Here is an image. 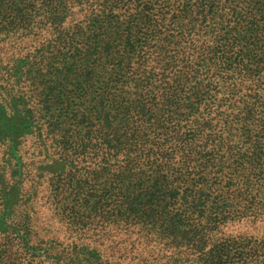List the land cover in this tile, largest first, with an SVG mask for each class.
Segmentation results:
<instances>
[{
  "label": "trees",
  "instance_id": "trees-1",
  "mask_svg": "<svg viewBox=\"0 0 264 264\" xmlns=\"http://www.w3.org/2000/svg\"><path fill=\"white\" fill-rule=\"evenodd\" d=\"M0 152V264H264V0H0Z\"/></svg>",
  "mask_w": 264,
  "mask_h": 264
},
{
  "label": "rangeland",
  "instance_id": "rangeland-1",
  "mask_svg": "<svg viewBox=\"0 0 264 264\" xmlns=\"http://www.w3.org/2000/svg\"><path fill=\"white\" fill-rule=\"evenodd\" d=\"M3 24H5V21H2ZM45 134H47L45 132ZM48 135V134H47ZM52 142V141H51ZM50 142V143H51ZM23 152H27L26 153V157H24V159L29 160L28 162H31L32 160H34V164H39V162H41L42 160H46L49 161L47 158H45V156L48 155V153H45L42 155L40 154V152H42V148H40V146H38V143L35 142L34 139H32V141L28 142L25 147L22 149ZM44 151V150H43ZM51 151L52 152H57L58 153V148H56V145H52L51 146ZM30 155V156H28ZM4 166V161H3V155L0 152V170L1 168ZM34 173H31V178L33 177ZM39 181V180H38ZM37 181V178L34 179H30V182L28 183V187L30 186V194L34 195L33 199L36 198L37 202L33 204L32 208L34 210L38 211V214L35 215L34 221L36 222L38 229L41 231V233L45 234V230L46 229L48 232L46 233V236H55L60 240H65V232H74L73 227L70 226V224L67 222L66 219H61V217L59 216V214L57 213L55 208H51L50 206H48L49 204H42V202L44 201V203L47 201V197L48 195L52 194V190H50L48 192L47 190V186H49L52 189L51 186V176L47 179V182L44 183V185L39 187V183ZM54 182V180H53ZM47 192V193H46ZM51 199H49L50 201ZM25 209H28V206L24 207ZM33 209L31 210V212L33 211ZM248 228V226H247ZM43 230V231H42ZM86 230V229H85ZM258 230V234L264 235V223L262 224V226L259 229H243V230H239L236 232H241L243 233L244 231L247 232H256ZM94 230H90V231H86L84 232V236H88V235H92ZM235 231H233L231 234H236ZM94 238H98L99 236H93ZM89 239V238H88ZM87 239V240H88ZM3 243V240L0 238V244ZM1 248H5V249H9V244L8 242L5 243L4 245L1 246ZM145 253L143 252V257ZM11 252L8 250L5 255H4V259H8L10 258ZM221 260H214V264L219 263ZM224 263L226 261L222 260ZM232 263V259H228L226 264H231Z\"/></svg>",
  "mask_w": 264,
  "mask_h": 264
}]
</instances>
